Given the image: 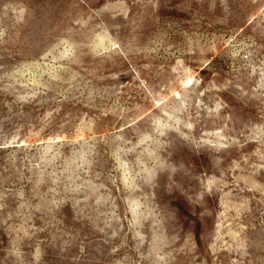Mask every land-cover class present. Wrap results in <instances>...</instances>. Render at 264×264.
Wrapping results in <instances>:
<instances>
[{"label": "rangeland", "instance_id": "1", "mask_svg": "<svg viewBox=\"0 0 264 264\" xmlns=\"http://www.w3.org/2000/svg\"><path fill=\"white\" fill-rule=\"evenodd\" d=\"M0 264H264V0H0Z\"/></svg>", "mask_w": 264, "mask_h": 264}, {"label": "bare ground", "instance_id": "2", "mask_svg": "<svg viewBox=\"0 0 264 264\" xmlns=\"http://www.w3.org/2000/svg\"><path fill=\"white\" fill-rule=\"evenodd\" d=\"M71 47V46H70ZM69 48V47H68ZM107 48V47H106ZM70 49V48H69ZM65 51H66V49H65ZM74 51V50H73ZM72 51V52H73ZM67 52V51H66ZM65 52V53H66ZM69 53H71V52H69ZM64 57H66V55L64 56ZM189 73V72H188ZM54 76V75H53ZM56 76V75H55ZM196 83H197V81L193 78V77H189L186 81H184L183 82V86H184V88L183 89H185V90H190V89H193L194 87H195V85H196ZM175 97L176 98H180V99H182V96L180 95V94H175ZM159 106H163V104H159ZM218 107V106H217ZM163 114H165L166 116H168L170 119L171 118H173V116H171V114L170 113H167V110L166 109H163ZM159 120V124H157V126L159 125V130H161V132L162 133H164L165 132V126L162 124V120L160 121V119H158ZM157 123V122H156ZM168 125V124H167ZM170 126V125H169ZM160 132V133H161ZM156 133H157V131H156ZM158 134V133H157ZM216 135L218 136V137H221V138H223L224 139V137H223V134H222V132H216ZM122 167H124V168H126L127 167V164L124 162L123 164H122ZM128 176H129V173H126L125 175H124V178H125V181H126V183L128 184V185H132L133 183L129 180V178H128ZM135 179V178H134ZM135 181V180H134ZM137 204H134L131 208H130V213L134 216V217H136V215H137Z\"/></svg>", "mask_w": 264, "mask_h": 264}]
</instances>
